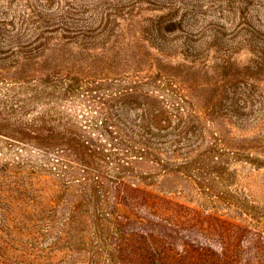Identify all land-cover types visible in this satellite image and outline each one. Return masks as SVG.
<instances>
[{
  "label": "rangeland",
  "instance_id": "1",
  "mask_svg": "<svg viewBox=\"0 0 264 264\" xmlns=\"http://www.w3.org/2000/svg\"><path fill=\"white\" fill-rule=\"evenodd\" d=\"M0 264H264V0H0Z\"/></svg>",
  "mask_w": 264,
  "mask_h": 264
},
{
  "label": "trees",
  "instance_id": "2",
  "mask_svg": "<svg viewBox=\"0 0 264 264\" xmlns=\"http://www.w3.org/2000/svg\"><path fill=\"white\" fill-rule=\"evenodd\" d=\"M160 124H161V123H160ZM160 124H159V125H160ZM163 126H164V125H163ZM156 128H157V130H158V131H157L158 133H160V132L163 131V129L161 130V128H159V126H157ZM160 136H161V135H160ZM152 149H153V148H152L150 145L147 144V145L142 149V152H143L144 155H147V154L151 153V150H152ZM94 151L96 152V148L94 149Z\"/></svg>",
  "mask_w": 264,
  "mask_h": 264
}]
</instances>
